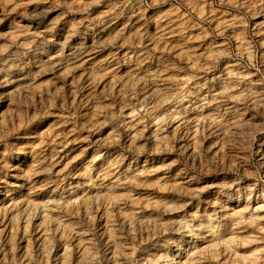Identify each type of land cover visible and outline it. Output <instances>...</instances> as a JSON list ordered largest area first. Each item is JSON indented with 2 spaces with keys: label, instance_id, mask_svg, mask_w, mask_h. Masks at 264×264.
I'll return each instance as SVG.
<instances>
[{
  "label": "rangeland",
  "instance_id": "obj_1",
  "mask_svg": "<svg viewBox=\"0 0 264 264\" xmlns=\"http://www.w3.org/2000/svg\"><path fill=\"white\" fill-rule=\"evenodd\" d=\"M0 264H264V0H0Z\"/></svg>",
  "mask_w": 264,
  "mask_h": 264
},
{
  "label": "bare ground",
  "instance_id": "obj_2",
  "mask_svg": "<svg viewBox=\"0 0 264 264\" xmlns=\"http://www.w3.org/2000/svg\"><path fill=\"white\" fill-rule=\"evenodd\" d=\"M5 202H7V199L5 198V199H3V200H0V204H4Z\"/></svg>",
  "mask_w": 264,
  "mask_h": 264
}]
</instances>
